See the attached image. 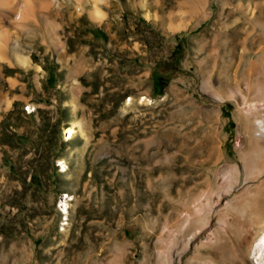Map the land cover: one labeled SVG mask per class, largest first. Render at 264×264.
Listing matches in <instances>:
<instances>
[{"label":"rangeland","instance_id":"rangeland-1","mask_svg":"<svg viewBox=\"0 0 264 264\" xmlns=\"http://www.w3.org/2000/svg\"><path fill=\"white\" fill-rule=\"evenodd\" d=\"M3 4L0 264L264 263V0Z\"/></svg>","mask_w":264,"mask_h":264},{"label":"bare ground","instance_id":"bare-ground-1","mask_svg":"<svg viewBox=\"0 0 264 264\" xmlns=\"http://www.w3.org/2000/svg\"><path fill=\"white\" fill-rule=\"evenodd\" d=\"M12 1H14V0H2V2L4 3V4H7L6 6H10L11 5V2ZM16 2V1H15ZM28 3V2H27ZM3 4V5H4ZM8 4H10V5H8ZM28 4H30V1H29V3ZM5 6V7H6ZM19 6V5H18ZM12 7V6H11ZM10 10V9H9ZM95 10V9H94ZM97 10V9H96ZM99 10V9H98ZM99 12V11H98ZM97 12V17H99V13ZM101 14V13H100ZM100 16H103V15H100ZM99 18H101V17H99ZM28 22V21H27ZM54 22V21H53ZM54 24V23H53ZM48 25V24H47ZM50 26V25H49ZM56 27V26H55ZM50 28V27H49ZM55 29V28H54ZM58 43V42H57ZM61 43V42H60ZM55 44V43H54ZM58 45V44H57ZM59 47V46H58ZM59 49V48H58ZM85 49V48H84ZM60 52V51H59ZM65 53V52H64ZM21 55V54H20ZM23 62V61H22ZM25 63V62H24ZM23 64V63H22ZM72 105V104H71ZM30 107V106H29ZM76 122V121H75ZM78 122V121H77ZM78 124V123H77ZM75 125V124H74ZM74 125H71V126H68L66 129H65V136H66V138L67 139H70V138H72L73 136H74V134L77 132V128H78V125H77V128H76V126H74ZM86 125V124H85ZM83 133V132H82ZM88 133V132H87ZM86 134V133H85ZM85 136V135H84ZM255 136L256 137H264V122L262 123H260V126H259V129H258V131L256 132L255 131ZM84 145V144H83ZM83 148V147H82ZM61 162V166H62V168H63V170L65 169V165L66 164H64L63 162L64 161H60ZM65 197V196H64ZM68 199V198H67ZM60 203V206L63 208V211L64 212H67V201H66V198L65 199H63L62 198V200L59 202ZM70 205V204H69ZM65 215V214H64ZM68 217V216H67ZM255 242H256V244H255V251H256V253H258L259 254V252H262V253H264L263 251H264V228L257 234V236H256V238H255V240H254ZM253 251H254V249H253ZM253 254H254V252H253ZM259 258L262 260V261H264V255H261V256H259ZM262 264H264V263H262Z\"/></svg>","mask_w":264,"mask_h":264}]
</instances>
